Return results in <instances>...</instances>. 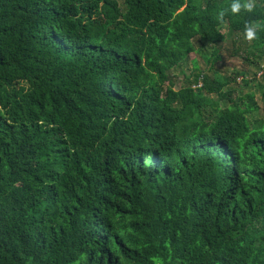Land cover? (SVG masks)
<instances>
[{"label": "trees", "instance_id": "trees-1", "mask_svg": "<svg viewBox=\"0 0 264 264\" xmlns=\"http://www.w3.org/2000/svg\"><path fill=\"white\" fill-rule=\"evenodd\" d=\"M226 33L264 80V0H0V264H264V118L199 46Z\"/></svg>", "mask_w": 264, "mask_h": 264}, {"label": "rangeland", "instance_id": "rangeland-1", "mask_svg": "<svg viewBox=\"0 0 264 264\" xmlns=\"http://www.w3.org/2000/svg\"><path fill=\"white\" fill-rule=\"evenodd\" d=\"M117 1L121 3L122 0ZM234 35L236 34L226 33L225 40L216 44L214 47H210L204 43H201L199 46L207 55H209L214 48H217L219 58L215 61L213 69L219 73L228 75L232 74V72L241 70L246 73V77L250 79L246 84L242 82V79H240L239 76H236L235 80L230 82L226 88L231 89V97L238 104H240L242 100L247 101V93L252 92L253 99L257 106V108L253 111V114L257 118H264V100L261 98L258 90L259 86H257L258 83L262 84L264 82L261 74L262 71L257 68L255 64L250 63L246 59V57H248L249 60L252 58L251 55L246 56L244 53V50H247L246 43H241L240 39L242 37L240 35V37H236ZM262 61L264 62V59H262ZM263 62L261 63V66L264 64ZM194 70L208 71V65L197 51L190 52L184 61H182L179 65L174 66L169 71V77L173 82V87L176 88L179 84H181L184 74H189ZM251 79H253V81ZM210 98L215 100L216 96L210 95ZM219 103L223 105L224 103H227V101L220 100Z\"/></svg>", "mask_w": 264, "mask_h": 264}, {"label": "clouds", "instance_id": "clouds-1", "mask_svg": "<svg viewBox=\"0 0 264 264\" xmlns=\"http://www.w3.org/2000/svg\"><path fill=\"white\" fill-rule=\"evenodd\" d=\"M233 10H234V11L236 10V6H233ZM246 35H247V37H248L249 39H251L253 33H252V31L249 29V30H247Z\"/></svg>", "mask_w": 264, "mask_h": 264}]
</instances>
